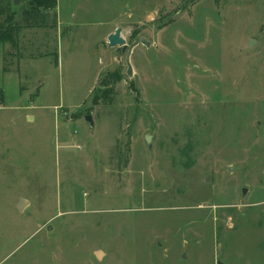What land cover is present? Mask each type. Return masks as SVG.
<instances>
[{
  "label": "rangeland",
  "instance_id": "obj_1",
  "mask_svg": "<svg viewBox=\"0 0 264 264\" xmlns=\"http://www.w3.org/2000/svg\"><path fill=\"white\" fill-rule=\"evenodd\" d=\"M38 1L0 0V264H264V0Z\"/></svg>",
  "mask_w": 264,
  "mask_h": 264
},
{
  "label": "water",
  "instance_id": "obj_2",
  "mask_svg": "<svg viewBox=\"0 0 264 264\" xmlns=\"http://www.w3.org/2000/svg\"><path fill=\"white\" fill-rule=\"evenodd\" d=\"M19 2L15 1V5H18ZM122 32H123V29L122 28H119L115 31L114 34H111L107 41L109 42V46L110 47H113V48H119V47H122L123 49V52H125L127 50V47H128V43L126 42V40L122 37ZM139 44H142L146 47H150L151 46V42L147 41L146 39H139V40H136V42L130 47V49L128 50V53H127V61L129 62L130 61V56H131V53L132 51L135 49V47H137ZM127 73L131 76L133 75L132 73V67L129 66L128 68V71ZM86 120H88L89 122H91L93 124V120H92V117L89 116V117H86ZM147 143L149 145H151V139L150 138H147ZM246 192V191H244ZM29 204V201H26V200H23L21 199V202L17 205L18 208L20 210H23L27 205ZM101 252H98L96 253V256L97 258L100 260L101 259ZM185 258V257H184ZM186 259V258H185Z\"/></svg>",
  "mask_w": 264,
  "mask_h": 264
},
{
  "label": "trees",
  "instance_id": "obj_3",
  "mask_svg": "<svg viewBox=\"0 0 264 264\" xmlns=\"http://www.w3.org/2000/svg\"><path fill=\"white\" fill-rule=\"evenodd\" d=\"M38 4L42 7H44L46 10H53L56 9L58 5V0H45L44 3L41 4V1H38ZM15 28H10L9 30L6 29H0V43H8V44H14L17 40ZM2 92V91H1ZM5 103V94L4 92L1 93L0 98V106H2Z\"/></svg>",
  "mask_w": 264,
  "mask_h": 264
},
{
  "label": "crops",
  "instance_id": "obj_4",
  "mask_svg": "<svg viewBox=\"0 0 264 264\" xmlns=\"http://www.w3.org/2000/svg\"><path fill=\"white\" fill-rule=\"evenodd\" d=\"M104 24V23H103ZM107 24H113V22H110V23H105V25H107ZM27 30V29H26ZM110 34H111V32L110 33H108V37L110 36ZM22 47V46H21ZM8 52H9V57H11L12 56V53H13V51L12 50H9V44H4V43H0V64H1V68H2V72H3V75L5 76V77H7V76H9V71H8V68L9 67H7V60H6V58H7V54H8ZM14 58V57H13ZM16 60H18V59H16ZM28 61L30 62H34L35 60L34 59H28V58H26L25 60L24 59H20V60H18L17 62V67H16V71H17V73H20V71L22 70V66H25L26 65V63H28ZM11 66H14L13 64L11 65ZM11 76V75H10ZM41 82H39V84H40ZM37 89V88H36ZM3 91H6L5 89L3 90ZM6 93V96H7V91L5 92ZM4 93V94H5ZM39 93H40V91H39V89H38V95H39Z\"/></svg>",
  "mask_w": 264,
  "mask_h": 264
},
{
  "label": "built area",
  "instance_id": "obj_5",
  "mask_svg": "<svg viewBox=\"0 0 264 264\" xmlns=\"http://www.w3.org/2000/svg\"><path fill=\"white\" fill-rule=\"evenodd\" d=\"M59 112V108L56 110V113Z\"/></svg>",
  "mask_w": 264,
  "mask_h": 264
}]
</instances>
